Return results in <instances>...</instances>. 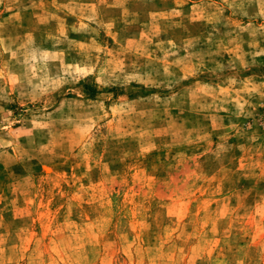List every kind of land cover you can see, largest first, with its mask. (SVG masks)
<instances>
[{
    "label": "rangeland",
    "instance_id": "obj_1",
    "mask_svg": "<svg viewBox=\"0 0 264 264\" xmlns=\"http://www.w3.org/2000/svg\"><path fill=\"white\" fill-rule=\"evenodd\" d=\"M0 264H264V0H0Z\"/></svg>",
    "mask_w": 264,
    "mask_h": 264
}]
</instances>
